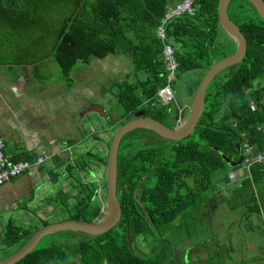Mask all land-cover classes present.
Here are the masks:
<instances>
[{
    "label": "trees",
    "instance_id": "trees-1",
    "mask_svg": "<svg viewBox=\"0 0 264 264\" xmlns=\"http://www.w3.org/2000/svg\"><path fill=\"white\" fill-rule=\"evenodd\" d=\"M217 3L195 0L193 15L171 19L165 25L175 52V76L189 74L193 78L198 74L194 90L214 62L235 51L234 41L218 23ZM166 6V0H0V63L5 57L29 63L42 55L51 58L69 77L78 65L86 66L93 58L125 56L133 68L121 82L111 85L118 88L113 95L120 110L118 126L144 116L174 127L176 119L168 124L170 109L157 97L166 84L167 73L155 29ZM227 14L246 38V55L212 78L194 132L173 141L153 129L139 127L122 137L115 182L122 204L118 224L103 234L55 232L16 264L173 263L170 232L177 224L186 228L193 225L194 210L206 203L217 181L230 183L229 173L235 167L224 158L234 162L239 159L241 134L258 149L264 147V21L247 0H230ZM194 93L190 95L192 100ZM186 106H181L184 115L189 111ZM105 118L112 129L111 111L105 112ZM86 156L87 160L77 161L68 171L89 174L91 162L106 165L107 157ZM245 177L239 188L243 187L253 209L259 211L258 197L246 187L256 184L259 190L264 164L252 166L250 177ZM96 192L93 181L76 179L62 203L66 215L63 220L94 222L101 218ZM47 224L41 221L40 227L30 228L8 221L1 238L6 254L1 259ZM139 237L154 239L155 246L149 253L134 254L132 245Z\"/></svg>",
    "mask_w": 264,
    "mask_h": 264
},
{
    "label": "crops",
    "instance_id": "crops-1",
    "mask_svg": "<svg viewBox=\"0 0 264 264\" xmlns=\"http://www.w3.org/2000/svg\"><path fill=\"white\" fill-rule=\"evenodd\" d=\"M166 4L173 5L167 0ZM119 57L93 58L86 66L78 65L69 77L63 75L51 58L42 55L29 63L14 59L0 63V139L4 141L5 153L12 160L21 161L34 159L38 150L53 153L42 167H34L0 186V215H16L22 225L26 222L23 215L29 213L27 209H34L35 218L45 221L63 207L76 179L87 181L81 175L101 184L100 164L91 162L89 166L94 167L89 174L77 169L70 172L68 167L87 160L90 148L102 151L98 143L103 138L99 133L105 128H98L102 119L97 115L99 108L106 112L107 99L98 78L102 77L100 71L115 72L114 61L119 63ZM40 66L43 74L37 72ZM88 140L98 146L87 145ZM96 198L101 204L100 198Z\"/></svg>",
    "mask_w": 264,
    "mask_h": 264
},
{
    "label": "rangeland",
    "instance_id": "rangeland-1",
    "mask_svg": "<svg viewBox=\"0 0 264 264\" xmlns=\"http://www.w3.org/2000/svg\"><path fill=\"white\" fill-rule=\"evenodd\" d=\"M176 0H167L170 4H174ZM230 15H233V11L230 9ZM234 49H236L235 42L233 43ZM119 59L114 61L115 72L100 71L101 78H98V84L105 90L103 95L107 101L104 102L105 110L110 112L113 116L114 127L107 130V119L102 115H97L102 119L98 128L101 130L105 128L104 132L99 133L103 138V142L98 143L101 146L102 151L96 152L93 148L89 151L93 154H98L102 158L107 157L108 147L114 133L120 127V110L116 105L113 95L118 91V88H112V83L118 84L121 82L125 75L132 70V65L128 58L119 55ZM7 62H13L12 57H5ZM105 62V61H104ZM111 64L108 66L111 68ZM42 66L39 67V73ZM57 67V66H56ZM58 68L53 72L57 75ZM99 72V71H98ZM52 73L53 77L54 74ZM193 78L189 77V74H185L180 78L173 79L171 88L173 90L174 101L168 105L171 115L168 124H172V119L175 118L176 122L179 121L182 124L188 113L184 115L183 108L181 106H191V92L195 91V80L198 78V74H194ZM50 76V75H49ZM107 90L109 92H107ZM102 93V91H101ZM188 107V109H189ZM181 111L179 114L178 111ZM179 124V125H180ZM107 130V131H106ZM87 145H97L93 141L88 140ZM97 145V146H98ZM42 167V166H41ZM94 167V166H93ZM93 167L89 166L88 170ZM100 182L103 187L102 197L106 196V174L105 166L101 167ZM241 170L235 169L229 173L230 183L224 184L220 181L215 183L213 192L208 193L206 203H203L198 210H194L193 225L186 228L183 225L177 224L176 228L170 232L172 237V247L174 249L173 263L172 264H264V217H263V203H264V179L258 185L259 190H255V186L251 185L246 188L254 190V194L258 197L259 211L254 210V205L248 200V195L245 196L244 189L240 187V181L248 173L244 171L241 174ZM231 175L233 177H231ZM84 179L88 180V177L81 175ZM77 177V176H76ZM245 177V178H246ZM78 179H81L79 177ZM236 187L239 190H236ZM249 191L250 190H246ZM102 205L105 206V199H100ZM53 204H55L53 202ZM101 205V206H102ZM55 206V205H54ZM64 208V207H63ZM29 210L28 214L23 215L26 218V222L22 225L16 220V215L4 214L0 215V259L5 256L6 250L1 244V238L3 237L7 221H11L18 226L22 227H40L41 221L35 218L34 209ZM62 208L56 209V213H53L51 217L45 219L48 224L55 223L66 217L62 212ZM59 215V217H58ZM182 221L179 219L178 222ZM49 237H45L39 243L43 245ZM135 250L139 253H149L155 246L154 239L152 237H139L134 242ZM16 248L9 249L7 253H14ZM18 250V249H17Z\"/></svg>",
    "mask_w": 264,
    "mask_h": 264
},
{
    "label": "water",
    "instance_id": "water-1",
    "mask_svg": "<svg viewBox=\"0 0 264 264\" xmlns=\"http://www.w3.org/2000/svg\"><path fill=\"white\" fill-rule=\"evenodd\" d=\"M230 0H218L217 3V16L218 23L224 31H226L232 40L236 44V49L230 55L214 62L205 73L200 83L198 84L192 104L189 108L186 120L174 127H168L159 121L150 117H136L123 123L117 131L114 133L109 146L105 165L106 174V196L105 206L103 209L97 210L102 215L101 218L96 219L94 222L83 221V220H60L55 223L47 224L41 227L34 235L23 244L18 250L11 255L0 260V264H16L28 254H30L46 236L53 234L58 231L65 230H79L90 232L94 234H103L113 228L121 219L122 215V204L118 198L115 190L116 182V168H117V153L120 141L122 137L129 131L139 128L148 127L153 129L163 137L173 140L180 141L191 135L196 129L201 115L205 107V90L212 80V78L221 70L237 64L242 61L246 55L247 42L244 34L240 30L239 26L232 21L227 14V6ZM254 5L258 14L264 21V1L263 0H247ZM98 113L105 117L103 109L99 108ZM224 161L231 167H237L241 163V157L234 162L229 159ZM134 254L138 252L135 250V245H132Z\"/></svg>",
    "mask_w": 264,
    "mask_h": 264
},
{
    "label": "built area",
    "instance_id": "built-area-1",
    "mask_svg": "<svg viewBox=\"0 0 264 264\" xmlns=\"http://www.w3.org/2000/svg\"><path fill=\"white\" fill-rule=\"evenodd\" d=\"M194 2L195 0H180L173 5H167L165 8V14L161 19L160 24L155 29V38L162 45V60L167 73L166 84L158 90L157 97L165 105H169L174 101L171 83L175 78V74L177 71L174 48L169 42L167 32L165 30V25L171 19H175L183 15H193ZM249 103L252 109H254V105L252 104V102L250 101ZM178 112L179 114L181 113L180 110ZM179 124V121H177L176 125ZM241 137L242 141L239 145L241 152V163L238 169L241 170L242 173L246 171L248 173V177H250V169L252 166L264 164V147L258 149L256 145L250 144L248 142L244 134H241ZM4 148V141L0 139V186L12 181L15 178L21 177L34 167H40L44 165L53 156V153L51 152L38 150L35 153L34 159L30 161H14L8 154L5 153ZM231 177L233 176L231 175ZM93 182L97 184L96 196L101 199L103 187L101 184L99 185L97 181ZM103 206L104 205L100 206L99 209H103Z\"/></svg>",
    "mask_w": 264,
    "mask_h": 264
}]
</instances>
